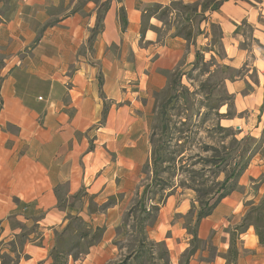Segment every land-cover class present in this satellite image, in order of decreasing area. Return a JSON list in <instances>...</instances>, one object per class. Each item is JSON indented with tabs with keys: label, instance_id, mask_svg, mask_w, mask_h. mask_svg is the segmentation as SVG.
I'll use <instances>...</instances> for the list:
<instances>
[{
	"label": "crops",
	"instance_id": "crops-1",
	"mask_svg": "<svg viewBox=\"0 0 264 264\" xmlns=\"http://www.w3.org/2000/svg\"><path fill=\"white\" fill-rule=\"evenodd\" d=\"M177 1L185 12L170 9V19L178 15L179 27L193 22L197 0H0V264L2 257L15 254L17 264H51L53 248L74 219L85 226L79 241L86 248L79 250V258L70 255L69 264H106L116 257L117 229L147 152L134 132L118 126L134 118L125 107H111L108 127L96 129L103 115L99 75L102 70L108 98L116 99L110 81L118 59H126L123 78L128 82L136 72L129 55L136 53L144 87L164 89L168 73L195 57L194 45L175 35V27L165 43L159 42L157 27L163 23L151 9L157 4L170 8ZM146 12L147 45L137 48L129 32L142 26ZM209 13L208 24L222 25L235 65L250 52L243 45V22L251 26L252 39L263 43L264 0H224ZM98 24L102 29L92 36ZM247 77L231 82L244 105L239 111L262 97L263 83ZM263 175L264 163L252 161L237 189L200 221L201 242L188 257L189 200L170 195L148 227L150 238L166 245L169 264H264V243L254 225L240 229L248 210L264 197ZM232 235L235 258L229 252Z\"/></svg>",
	"mask_w": 264,
	"mask_h": 264
},
{
	"label": "rangeland",
	"instance_id": "rangeland-1",
	"mask_svg": "<svg viewBox=\"0 0 264 264\" xmlns=\"http://www.w3.org/2000/svg\"><path fill=\"white\" fill-rule=\"evenodd\" d=\"M223 1L197 0L196 6H192V12L196 15L194 21L189 24L180 23V27L178 15L175 20L170 19V11L174 10V14H178V9L185 12L182 1L171 2L170 8H162L159 4L152 7L151 10L157 12L163 23L161 27H157L160 43H165L169 29L175 27V35L186 37L190 32L189 38H186L195 49L192 62L182 67L177 66L168 73V84L164 89L151 92L144 87V76L141 78L138 74V66L142 65V60L137 58L136 53L129 55V66L132 68L134 65L136 72L128 82L123 78L126 59H118V68L114 69V76L110 81V89L116 99L108 98L110 93L104 88L105 77L100 71L103 115L96 129L108 127L107 118L111 107L116 110L125 107L134 118L131 122L118 126L125 131L134 132L139 143H145L147 152V159L138 172L136 192L127 197L130 205L124 214V222L117 229L114 242L119 247L118 254L106 264H116L126 257H130V264H169L166 245L151 239L148 233L149 225L156 218V205H162L174 193L181 197L184 194L183 197L190 204L186 225L187 229L192 228L202 202L210 198L216 200L225 191L221 183L227 174L240 166L248 156L250 163H264V31L259 33L263 43H259V40L256 42L257 38L252 39L251 26H244L243 22L241 27L246 40L243 45H247L250 52L242 64L235 65L223 40L222 25L207 22L210 21L209 12L214 8L218 9ZM151 10H148L149 13ZM147 12L142 26L129 32L136 36L137 48L147 45L144 42L148 29ZM101 29L102 27L98 31ZM122 29L125 31L126 27ZM153 29L156 30L155 27ZM92 33L96 34L94 31ZM197 51L200 56L196 63ZM179 72L184 73L180 78L182 90H178L177 86L176 96L168 104L167 99L175 93L173 81L178 78ZM140 74L143 75L142 72ZM244 75L254 84L263 83L262 97L253 106L239 111L244 105L238 103L231 82L240 76L245 77ZM128 85L131 92L127 95ZM250 87V91L258 92V88L253 85ZM246 137L250 138L245 142ZM154 168L158 171L155 179ZM237 179L235 176L230 181L236 182ZM261 179L264 180V175ZM148 183L151 186L145 195L147 207L143 210L138 191ZM84 229L83 223L74 219L61 236L59 249L72 250V254L67 256L68 264L70 255L79 258V250L86 248L79 241ZM2 259L1 264H17L18 255H8Z\"/></svg>",
	"mask_w": 264,
	"mask_h": 264
},
{
	"label": "trees",
	"instance_id": "trees-1",
	"mask_svg": "<svg viewBox=\"0 0 264 264\" xmlns=\"http://www.w3.org/2000/svg\"><path fill=\"white\" fill-rule=\"evenodd\" d=\"M219 6V5H218ZM217 8H214V10H216ZM121 20H122V27L125 28L126 24H127V19H126V13L125 11L122 10L121 12ZM101 26L98 24V26H96V28H94V33H97V31L99 30ZM180 29V28H179ZM190 32L187 33L186 37L189 38ZM95 34H93L92 36H94ZM200 56V52L197 51L196 52V63H197V58H199ZM184 73L179 72L178 73V78L176 80L173 81V87H174V91L175 93L173 95H171L166 103H170L174 97L176 96V93L179 89L182 90V86H181V81L180 78ZM249 85V83H248ZM177 86H178V90H177ZM180 87V88H179ZM165 127V126H164ZM250 137H246L244 138V141L246 142L247 140H249ZM250 164V156H248V158L241 162V165L238 166L237 168H235L232 172H230V174H227L225 179L222 181L221 186L223 187V189L225 190L218 199L213 200V198L207 199L204 202H202V204L200 205L199 209L196 212V222H195V226H193L192 228H188V232L192 235V247L188 250L186 256H190L192 255L197 247L199 246V243L201 242L200 238L198 237V226L200 221L204 218L207 217L209 215L212 214L213 210L216 208V206L218 205V203L221 201L222 198H224L225 196L229 195L230 193H232L235 189H237L238 187V181L240 176L243 174V172L247 169V167ZM155 165V163H154ZM157 168H154V174H153V179L156 178L157 176ZM237 177L238 179L236 180V182H232L230 181V179L232 177ZM151 186V184H146L143 188V191L141 193L140 196V206L141 209L145 210L146 209V202H145V195L149 189V187ZM161 204L156 205V209L158 211V209L160 208ZM249 225H254L255 230L257 235L260 238V241L262 243H264V197L262 199V201L260 202V204L258 205H253L251 206V208L248 210L245 218H244V222L243 224L240 226V229L243 230L246 227H248ZM187 227V225H186ZM142 245V244H141ZM70 251V249H66L63 248L62 250L59 249V244H57L54 249L52 250V258L53 261L51 264H68L67 263V256L69 254H72ZM230 254H232L234 256V258L236 257V251L233 248V235H232V245L229 249ZM139 256H141L142 254H138ZM116 264H130V257H126L125 259H122L120 262L116 263Z\"/></svg>",
	"mask_w": 264,
	"mask_h": 264
}]
</instances>
